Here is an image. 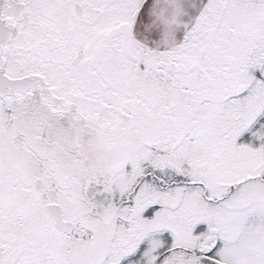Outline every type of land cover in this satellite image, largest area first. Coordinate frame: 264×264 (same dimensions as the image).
Returning a JSON list of instances; mask_svg holds the SVG:
<instances>
[{
  "label": "snow or ice",
  "instance_id": "obj_1",
  "mask_svg": "<svg viewBox=\"0 0 264 264\" xmlns=\"http://www.w3.org/2000/svg\"><path fill=\"white\" fill-rule=\"evenodd\" d=\"M0 264H264V0H0Z\"/></svg>",
  "mask_w": 264,
  "mask_h": 264
}]
</instances>
